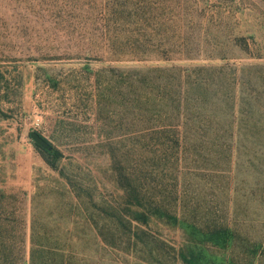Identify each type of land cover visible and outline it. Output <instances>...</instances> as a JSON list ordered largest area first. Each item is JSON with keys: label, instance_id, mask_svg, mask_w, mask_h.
<instances>
[{"label": "rangeland", "instance_id": "374dc122", "mask_svg": "<svg viewBox=\"0 0 264 264\" xmlns=\"http://www.w3.org/2000/svg\"><path fill=\"white\" fill-rule=\"evenodd\" d=\"M198 67L222 69L232 120L264 126V0H0V264H29L34 204L90 264H183L190 231L164 216L177 207L233 231L202 264H264V152L194 153L154 132V96L179 76L154 70ZM128 181L165 199L147 224L130 221Z\"/></svg>", "mask_w": 264, "mask_h": 264}, {"label": "trees", "instance_id": "16d2710c", "mask_svg": "<svg viewBox=\"0 0 264 264\" xmlns=\"http://www.w3.org/2000/svg\"><path fill=\"white\" fill-rule=\"evenodd\" d=\"M154 71L164 72L167 75H179L174 76L177 84L170 81V76H166L165 83H160L159 93L154 96L158 117L167 121H164V125L155 127L154 132L157 136H170L175 132L177 133L176 146L182 147V144L187 146L188 143V150L191 149L194 153L206 152L212 147V151L216 149L217 152L233 150L234 155L238 156L250 154L258 156V152H264V139L252 137L255 133H264V126L252 124L243 118L239 121L232 120L233 113H235L234 98L230 95L232 90L228 83L217 76L222 72V69L198 67L193 70L174 71L172 68L155 69ZM194 71L198 72L194 73ZM202 73H205V76ZM232 75L231 84H234L237 79L234 74ZM228 110L229 117L221 121L220 116ZM212 117L215 120H210ZM191 133L193 137H191ZM228 136L232 137L233 146L226 143L225 140L228 139ZM188 140L193 143L190 144ZM36 147L42 149L38 145ZM60 158L61 153L55 150L54 159ZM239 166L241 164L238 162L236 169ZM52 167L57 168L53 164ZM235 180L234 178V183ZM126 192L128 195L127 211L132 214L131 220L129 219L132 222L149 223L153 211L150 208L146 210V204L151 203L153 208L158 211L159 208L164 210L161 206L164 198L148 196L143 187L138 185V181L136 183L134 181L133 184L128 181ZM179 208L177 207V209ZM177 209L175 211L166 210L164 216L177 224L185 225L190 231L191 239L189 238L186 245H182L179 253L183 264H202L205 259L202 246L204 243L225 248L229 241L233 242L234 234L228 221L217 225L214 223L211 226L209 224L203 226L200 223L201 216L193 213L195 221L185 222L179 217ZM194 210L197 211L196 208ZM31 215L29 264H90V257L84 252L85 248L78 244V239L72 232L68 230L67 234L57 232L59 227L56 221L51 226L49 223H43L35 204L32 207ZM73 224L74 222L71 226ZM151 252H153L152 249H150V254ZM152 258L156 264H160L158 259Z\"/></svg>", "mask_w": 264, "mask_h": 264}, {"label": "water", "instance_id": "95a60500", "mask_svg": "<svg viewBox=\"0 0 264 264\" xmlns=\"http://www.w3.org/2000/svg\"><path fill=\"white\" fill-rule=\"evenodd\" d=\"M32 140L35 142L36 145H38L39 147L43 148V149H49L50 145L48 144V142L37 132H32L30 134Z\"/></svg>", "mask_w": 264, "mask_h": 264}]
</instances>
